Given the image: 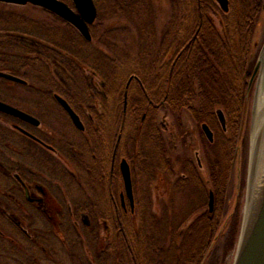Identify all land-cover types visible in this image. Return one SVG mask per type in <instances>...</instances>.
<instances>
[{
	"label": "trees",
	"instance_id": "16d2710c",
	"mask_svg": "<svg viewBox=\"0 0 264 264\" xmlns=\"http://www.w3.org/2000/svg\"><path fill=\"white\" fill-rule=\"evenodd\" d=\"M168 2L172 15L170 22L175 19L177 21V18L180 22L176 25L180 26V29L177 30L180 31L177 33V42L166 46V50L153 52L152 56L159 58V61L150 62L151 66L148 65L149 71L139 65L138 69L133 68L124 72L123 75H118L116 82L119 81L121 85L118 96L119 99L121 96V107L119 109V121L116 124L113 121L111 131H109V133L114 135L113 138L110 139L105 128L101 130L100 134L95 131V128L87 129L85 127L83 133L76 131L78 135H86L84 137L85 142L88 141L91 144L84 151L78 148L76 141L69 140L67 135H62L61 140L64 138L63 142L65 143V145H60V151L64 156V159H62L55 158L45 149H40L34 142L22 135L20 138L17 137L19 139L18 145L19 147L21 145L22 148L16 151L14 156L9 155L8 165L4 163L5 161H3L2 165L0 164V173L2 177L9 179L8 190L15 196L12 197L14 201L16 197L18 198V193L14 194V192L19 190V178L24 177V175L29 176V178L33 177L32 172L34 171L27 168L25 157L33 156L34 154H40L41 156L39 164L35 161V169L37 167L42 170L45 169L46 174L54 175L56 179L59 178L58 172L62 164L66 165L63 163L65 161L76 164L75 170L78 172V177L73 181L78 184V187L86 188V186L90 187L95 182L101 183L103 181L114 184L117 178L116 174L113 173L109 177V165L105 166L103 160H101L102 157L95 151H98L99 145H103L105 150L108 147L107 149L111 153L115 135L121 133L117 148L118 156L130 107H136V113H141V117L146 114L148 119L141 120L142 118L140 117L142 124H144L139 132L140 137L138 138L139 133L136 137L134 135L130 136V143H136L135 140H139V153L147 150L151 155L158 158L159 164L154 169L155 174L162 171L161 164L168 162L167 156L165 158L167 147L161 131L157 128H151L150 130L145 124L152 118L153 114L149 118V113L157 111L158 108L167 107L170 110L176 108L180 110L187 109L192 117L195 118L196 123L205 122L213 131L214 128L219 129L215 110L219 111L223 115L224 121L226 120L228 138L231 142L233 140L232 144L234 146V138L238 134L239 125L243 120L246 87L254 65V59L250 61L253 48L252 40L260 12L264 6V0H228V10L226 12L220 10L214 0H168ZM94 3L97 8V17L90 26L91 37H93L92 34H99L103 29L106 35L101 37V39L99 38L98 43L101 47H106L108 52H110V59L100 52V55L104 58L105 66L103 68L111 67L115 70H121L122 67L119 62L117 65L119 60H117L118 56L114 52L117 46L115 39H112L109 34V20L114 19L124 24L125 28L127 27L130 31L146 34L147 37L154 36L153 41L158 40L152 33L151 21L141 20L144 14L150 16L152 13L151 0H94ZM0 6H8V10L10 9L11 11L19 8L18 6L2 3H0ZM40 11L45 13V16L53 26L44 22H42L43 25L34 21L30 22L29 17L24 12L15 11L8 14L0 12V53H2V55L0 54V72L8 73L24 81L23 84L18 85L26 92L23 94L24 104L27 101V92L29 96L33 97L30 98V102L35 100L40 105L43 102L55 104L54 96H52L51 92H56L72 106L69 94L66 95V93L60 91L59 84L62 85L63 82H66V76H71L72 80L70 79V81L74 83L81 74V67L85 68V66H88L91 72H96L95 68L92 67L95 66L92 65L95 59H88L90 54L79 51V46L70 48L65 46V43L57 39L54 40V26L56 23H60L64 27V30L61 31L67 34V37L77 45H91V42L83 40L71 25L60 18L43 9H40ZM103 11L105 13H101ZM212 17L217 18L218 28L215 26ZM3 18H5L4 25L2 24ZM22 19L26 21L19 23ZM8 51L13 53L12 59L7 58L6 54H8ZM93 52L96 56L97 52L95 50ZM127 55H129V52H127ZM165 58L169 59V63L166 62L167 65L163 61ZM108 72L111 71L108 70ZM151 73H153L158 82L155 88H160L156 92H151L153 88H147L149 84L147 78ZM98 74L100 75V73ZM122 76L126 78L124 84L122 83ZM130 76H135L137 79L128 87V90H125L126 80ZM1 81L2 79L0 78ZM90 89L94 93L99 90L95 89L91 79ZM135 89L138 92L133 93ZM125 91L127 93L126 109L121 111ZM88 95L89 93L86 92L83 96ZM102 99L100 95L99 101ZM84 102L86 100H81L79 104L85 105ZM24 104L22 106L11 105L31 114V112L25 110ZM155 106L158 107L155 108ZM178 115L180 116V114L176 116ZM14 130L17 131L16 129ZM14 137L15 135L11 131L0 132V146L5 147L4 145H8L11 151V139ZM54 137L57 138V134ZM23 138L26 141H23L22 144L21 139ZM44 138L47 145L54 146L52 138H48V136ZM232 144L229 145L232 146ZM128 148L129 145H126L125 151ZM130 148L132 150L131 144ZM228 149L230 151V146ZM90 150V158L94 162V166L85 160V156L90 154L88 153ZM78 152L80 153L77 154ZM131 153L133 154V151ZM146 157L147 161L143 162V166L145 163L148 162L149 164L150 162L147 154ZM122 158H126V156ZM41 159L46 164H42ZM212 168L211 165L210 169ZM220 169L211 170L214 183L220 181L219 178L218 181L215 178V172L224 170V167ZM3 170H5V174ZM11 172L15 173L11 176ZM82 174H85L88 179H85ZM61 175L62 177L70 176L67 173V169H63ZM189 176L182 178L186 184L190 183L191 177L196 175L191 172ZM216 177H218L217 174ZM167 178L172 179L171 177ZM177 179L175 181L171 180L174 182L173 185H176L175 183L181 180V178ZM218 187L217 185L216 188ZM77 190L81 193L82 200L85 203L75 209L76 213L74 216L78 219L79 214L82 212L90 217L89 223L85 224L86 227H90L89 232L85 234L88 240V255H90V259L87 261L88 264H103L106 261L110 262V264L204 263L218 227L219 219H216L213 213L210 214L208 212L201 217H196L183 228L185 221H176L175 218L170 219L168 217L161 221L162 217L157 219L154 215H149L141 202L136 204L140 208V214L136 213L137 218H140V225L135 228L134 219L136 216L134 214L137 207L129 211L119 205L105 207L91 200L90 193H87L84 189ZM85 198L88 201H85ZM13 203L12 201L11 209L16 206ZM145 216L150 221L149 224L146 223ZM1 217L2 214L0 213ZM64 219L66 222L62 221L58 228L50 225L51 229L49 231L57 232L58 235L55 237L57 240L59 238L62 240L65 233L76 227V223H73L70 217H65ZM161 222H163L164 229L157 236V226ZM128 223H131V232L125 231V225ZM0 224L2 223L0 222ZM8 225L10 232L16 236L19 246L15 245L12 240L6 242L0 240V264H40L39 253H32L34 249L41 252L38 248L40 240L36 239V237L33 240L25 239L21 235L19 225L14 219H11ZM237 225L238 223L235 219L231 228L229 247L234 242ZM101 230L104 233L102 236H100ZM162 238H166V244ZM64 240L69 247H74L73 245L77 243V239L67 240L64 238Z\"/></svg>",
	"mask_w": 264,
	"mask_h": 264
},
{
	"label": "rangeland",
	"instance_id": "374dc122",
	"mask_svg": "<svg viewBox=\"0 0 264 264\" xmlns=\"http://www.w3.org/2000/svg\"><path fill=\"white\" fill-rule=\"evenodd\" d=\"M64 1L68 4L71 3L70 0ZM151 1L152 13L150 14V16L148 15L149 18H147L148 16L144 14V16L141 17V20L151 21L150 26L152 27L151 29H153L152 33H154L155 37L158 39L156 41H153L154 36L147 37L146 34H140L139 32L136 33L135 31H130L127 27L125 28L124 24H121V22H118L114 19L108 21V26L110 28L109 34L112 36L110 37L112 39H115V44L117 46L116 51H114L118 56H116L117 60H119L117 61V65L118 62L121 64V70H115L111 67L103 68V66H105L104 58L100 55V52L103 53V55H106L108 59H110V52H108L106 47H101L98 43V39H101V37L106 35V32H104L103 29L102 32H99V34H92L93 37L90 41L91 45H77L73 40L67 37V34L62 32L64 30V27L60 23H56V25L54 26L55 28L53 29V34L55 35V38L52 37L54 38V40L57 39L58 41L65 43L64 45L69 46L70 48L79 46V51L81 50V52L90 54V57L88 59H95L92 63V65L95 66L92 67L95 68L96 72H91L88 66H85V68L80 66L82 69L80 71L81 74L78 76V79L74 83L70 81L71 76H66V82H63L62 85L59 84L60 91L66 93V95L69 94L72 106L79 113L80 118L84 122L87 129L95 128V131L100 134L101 130L105 128L106 131H108L107 134L109 136L111 134L109 133V131H111L113 120L110 118L114 115L113 104L115 103V98L120 94L119 86L115 87V85H117L118 83L116 82L118 75H123L124 72L130 71L133 68L138 69L139 65H142L149 71V66H151L150 62L153 63L154 60L159 61V58L152 56L153 52L166 50V46H170V44L177 42V33L180 32L177 30L180 29V26L176 25H178L180 22L178 21V18L177 21L175 19L173 22H170L172 15L168 0ZM214 1L216 2L218 8L224 12L218 0ZM18 7L19 8H17V10L15 11L24 12L26 16L29 17L30 22L34 21L40 23L41 25H43L42 22H44L53 26V24L45 16V13L40 11L41 8L32 5ZM15 11H11L10 9L8 10V6H0V12H5L4 14ZM101 13L105 12L103 11ZM23 21L26 20L22 19L19 23H22ZM213 21L215 23V26L218 28L219 23L217 18L214 17ZM4 22L5 18H3L2 24ZM140 28L142 29L141 26ZM164 38L166 39L164 40ZM157 41L159 42L157 43ZM263 45L264 10H261L252 40L253 48L250 61L254 59L255 62L259 59ZM84 48L85 50H83ZM93 50L97 52L96 56L94 55L95 53L93 52ZM126 51L129 52V55H127ZM0 54L2 55V53ZM12 55L13 53L10 51H8V54H6L7 58L9 59H12ZM165 59L163 61L165 62V65H167V63H169V59ZM108 70L111 72H108ZM101 71H103L102 76ZM98 73H100V75ZM90 79L95 85V89H99L97 93L96 91L94 93V91L90 89ZM122 79V83L124 84L126 79L125 76H122ZM257 80L258 79H256L253 83L249 95V108L246 112L245 119L242 120L241 124L239 125V132L234 138V146L232 144L233 140L231 142V140L228 138V127L226 124V120L224 121L223 115L219 111L217 112L215 110V115H217L218 118L217 121L219 129L214 128L213 144H210L204 137V135L203 137H201V124L196 123L195 118L192 117L191 113L188 112L187 109L180 110L179 108H176L172 109V111L167 107H161L158 108L157 111L152 112L151 114L149 113L148 117L150 118V116L153 114L152 118L148 121V123L145 124L147 125V127H149L150 130L151 128H157L161 131L167 147L165 158L167 156L168 162H166V164H161L160 167L162 171H159L156 174L154 172V169L159 164L158 158L151 155L147 150L145 152L141 151L139 153V140H135L136 143H130V136L134 135L136 137L144 124H142L140 120L141 113H136V107H130L128 110L126 119L127 122L124 127V137L123 141L121 142V147L116 163L123 156H126V158L128 159L133 182V197L135 207H137L136 204L142 202L141 204L144 205L143 208L149 215H154L157 219H160L162 217L160 219L161 221L163 219H166L167 217L170 219L175 218L176 221H185L183 228L191 223L196 217H201L208 212L210 214L213 213L215 218L219 219L218 227L211 243L208 255L203 264H233L234 262L239 239L240 226L244 214L243 210L246 201V194L248 190V134L252 127V112L256 96V85L258 84ZM148 81L149 84L147 88H153L151 92H156V90L160 89L155 88V85L158 82L153 73H151V75L147 78V82ZM18 85L19 84L17 83L2 79V81L0 82V100L6 101L10 104H17L22 106L24 104L23 94L25 90L20 88ZM105 89L107 99H102L99 101V97L101 93H105ZM86 92H88L89 95L83 96ZM134 92L138 91L135 89L133 93ZM27 94V101L26 104H24L25 110L31 112L32 115L38 118L40 121V125L38 128L29 126L21 123L16 119H9L6 115L0 113V132L4 131L6 133L7 131H11V133L15 135V137L11 139V151L10 148H8V145H4L5 147L0 146L1 165L3 164V161H5L4 163H7L8 165V161L10 159L9 155L14 156L15 152L22 148L21 145L19 147V139L17 138H20L22 134L13 129V124L20 125L34 135L39 134L44 135L45 137L48 136V138H52L54 141L52 144L56 146V148H60V145H65V143L63 142L64 138L61 140V136L67 135L69 140L76 141L79 149H83L84 151H86V149L91 145L90 143H88V141L85 142L84 137H86V135L82 136L76 133L68 119L58 112L56 104L51 102H43L42 105H40L38 104V102L36 103L35 100L30 102V98L33 97L29 96L28 92ZM116 99L119 100L118 104L119 106H121V96L120 99ZM81 100H86V102H84L85 105L79 104ZM119 106H117L118 109H120ZM174 113L176 115L180 114V116H176ZM220 115L222 116V119L221 117H219ZM56 134L58 135L57 138L54 137ZM139 137L140 133L138 135V138ZM21 140L22 144L23 141H26L24 138ZM130 144L132 150L130 148ZM229 144H232V146ZM126 145H129L127 151H125ZM229 146L230 151L228 149ZM107 148L105 150L103 145H99L98 151H95V153H99L100 157H102L101 160H103V164L105 166V160L109 157L110 153V150H108ZM132 151L133 154L131 153ZM90 152L91 150L88 153ZM146 154L150 158V162L149 164L148 162L145 163L143 166V162L147 161ZM90 156L91 153L86 154L85 160L94 166V162L92 161ZM40 158V154H34L33 156L29 155V157H25V164L28 166L27 168L32 169L34 172L43 171L45 173L44 168V170H42L41 168L39 170V167L35 169V161H37L39 164ZM197 159L200 162L199 166ZM41 162L42 164H46V162L42 159ZM63 163H65L66 165L62 164V167L58 172L59 178L57 179V181H54L55 184L47 185L48 187L53 185L51 189L54 190L53 194L57 195L59 199L58 202L64 205L62 201L68 199V195H71L69 199L82 200L81 193H79L77 189H84L87 193H90L91 200L100 205L102 198L105 197V192L107 190L106 181L105 183L104 181L101 183L95 182L91 184L90 187L86 186V188L78 187V184L74 182L76 177H78V172L74 170L73 167L67 162L63 161ZM211 165L213 167L212 169L215 171L220 168L223 169L224 167V170L222 171H214L218 176L216 177L215 174L216 180L218 181V178L220 179V181L215 183L214 181H212V169H210ZM62 168L69 169V171L74 173L75 176L62 177ZM191 172H194L196 176H192L191 182L186 184L182 180V178L189 176ZM14 173L15 172H11V176ZM82 176L85 179H88L85 174H82ZM167 177H171L172 181H175L177 178H181V180L177 181L175 183L176 185H173L174 182H172ZM43 185L46 186V184ZM217 185L221 188H216ZM8 187L9 179L2 177L0 173L1 207H5L2 203V200L4 193L8 192ZM2 191L4 192L2 193ZM209 191H212L213 193V205L211 211L208 207ZM17 196L18 198L16 197V199H20L21 201L23 200V193H18ZM85 199V201H88L87 198ZM11 201L14 202V199L12 197ZM16 208L17 207L15 206L14 209L11 210L14 211ZM126 209L128 211L131 210L128 206ZM17 213L19 212H16V214L12 216L17 217ZM64 213H67L66 208H64ZM136 213L140 214L139 207L136 208L134 214L135 216ZM67 215L70 214L67 213ZM30 219L31 225L35 226L38 229H43V226H50L49 224H44L41 218L35 216L34 214ZM139 219L140 218H137V216L134 219L135 228H138V226L140 225ZM235 219L238 223L237 233L235 235L232 246L229 247L231 228ZM145 221L148 224L150 223V221L147 220L146 216ZM73 223H76V227L73 230L65 233L64 238L67 240L77 239V243L73 245L74 247H69L64 238H62V240L61 238H59L58 240L57 238L48 239L49 248L45 253L38 252L37 249H34L32 251V253H39L38 257L40 264H88L87 261L90 259V255H88V240L85 237V234L89 232L90 227H86L85 223H83V216H80L78 219H74ZM100 224L102 225L101 222ZM163 226V222L159 223V225L157 226V236L158 233H160V231L164 229ZM0 230L4 231L5 228L2 227L0 228ZM125 231H132L131 223L125 225ZM102 235H104V233L101 230L100 236ZM10 237V240H12L15 245L17 244L19 246L16 236L11 232ZM162 239H164L166 244V238ZM103 264H110V262L106 261Z\"/></svg>",
	"mask_w": 264,
	"mask_h": 264
},
{
	"label": "flooded vegetation",
	"instance_id": "af4514ba",
	"mask_svg": "<svg viewBox=\"0 0 264 264\" xmlns=\"http://www.w3.org/2000/svg\"><path fill=\"white\" fill-rule=\"evenodd\" d=\"M136 79L137 78H135V76H130L126 80V83L124 86L125 89L128 90V87L132 83H134V81ZM118 85H119V89H120L121 85H120L119 81H118L117 85H115V87ZM51 94H52V96L59 95L56 92H51ZM101 96L104 100L107 99L106 98V89H105V93H103V94L101 93ZM116 98H118V97H116ZM116 98H115V103L113 104V107L115 110L114 115H113V117L110 118V119H113L112 123L114 121V124H116L117 121H119L118 120L119 109L117 108V106H119V104H118L119 100H117ZM126 101H127V95H126ZM55 104H56V108H57L58 112L61 115H64L68 119V121L72 124L67 113L62 109V107L56 101H55ZM119 107H121V106H119ZM157 107L158 106H155V108H157ZM72 109L77 113V115L80 118V115L76 111V109L74 107H72ZM121 111H124L123 107L121 108ZM215 116L217 118V115H215ZM7 117L10 119L9 116H7ZM145 118H146V114L144 115L143 120H145ZM80 120H81V118H80ZM20 122L23 124L31 126L30 124H28L26 122H23V121H20ZM82 123L84 124L83 121H82ZM200 124L201 125L206 124L210 128V130L213 134V140H212V142H209V143L213 144L214 143V131L212 130V128L207 123L201 122ZM13 126L14 127H16V126L21 127L20 125H16V124H13ZM23 129H25V128H23ZM200 133H201V137H203L202 130L200 131ZM23 136L26 139H29L32 142H34L37 145V147H39L40 149H45L47 152L52 154L55 158L57 157V158L64 159V156L61 153L59 147L56 148L54 146H50L51 149L48 148L49 145H47L45 143V141H44L45 136L44 135L38 134V136H35L38 140L31 139L26 135H23ZM113 136H114L113 134L109 135L110 139H112ZM114 139H115V141L112 145L111 153H110L109 157L105 160V163H106V166H107V164H109V172H110L109 177H111V175L113 173H115L117 178H116L114 184L107 182V184H106L107 190L105 192V197L102 198V201L100 204L102 206H105V207H111V206L119 205L123 209H126L127 204H126V200H124V196H123L122 180H121V176L119 173L118 165L116 163L117 158H118L117 148H118V144H119L120 139H121V133L115 135ZM79 153L80 152H78L77 154H79ZM73 156H75V155H73ZM197 161H198V166H199L200 162L198 159H197ZM68 164H70L74 170L76 169V166H75L76 164H72V163H68ZM190 164H191V161H190ZM3 172L5 174V170H3ZM32 173H33L32 178H29V176H25V175H24V177L19 178V185H20L19 190H18L19 192L18 191L14 192V194L23 193V200L21 201L20 199H16L14 201L15 202L14 205L17 206V208L14 210L15 212L11 210V202H12L11 197H13L14 195H12V193L9 192L8 189H7L8 192H5L3 195L2 203L4 204L5 207H1V203H0V213L2 214V217L0 218L1 223H2V224H0V228L3 227V228H5V230L4 231L0 230V237H1L0 240H3V242L10 241V229H9L8 223L10 222L11 219H14L16 221V223H18V225H19V230H20L21 235L23 237H25V239L28 238L30 240H33V239H35V237H36V239H39L40 242H39L38 248L42 253H45L49 248L48 247L49 246L48 239H53L58 234H57V232L49 231L51 229L50 226H47V227L43 226V229H38L35 226H32L30 218L33 217V214L35 216H38L39 218H41V220L44 224L53 225V226H56L55 228H58L59 224L62 221L66 222L64 219L65 217H70L71 220L74 221V219H76L74 216L76 213L75 209L84 205L85 202L83 200L69 199V197L71 195H68V199H65L64 201H62V203H64V205L60 204L58 202L59 199H58L57 195H54L53 194L54 190L51 189L53 187V185L50 187L47 186V185L55 184L54 181H56L57 179L54 177V175L46 174L43 171L42 172L36 171V172H32ZM67 173L70 176H75L74 173L69 171V169H67ZM43 174H46V175H43ZM42 183L46 184V186L43 185ZM3 192L4 191H2V193ZM62 206H64V207H62ZM64 208L67 209V213L70 215H65L67 213H64ZM16 212H19V213H17V217L12 216V215L16 214ZM80 216H83V223H85V224L89 223L90 217L87 214H84L81 212L79 214V217Z\"/></svg>",
	"mask_w": 264,
	"mask_h": 264
},
{
	"label": "water",
	"instance_id": "95a60500",
	"mask_svg": "<svg viewBox=\"0 0 264 264\" xmlns=\"http://www.w3.org/2000/svg\"><path fill=\"white\" fill-rule=\"evenodd\" d=\"M218 2L221 8L224 11H227L228 9L227 0H218ZM0 3L12 4L18 6L32 5V6L40 7L54 14L55 16L59 17L60 19L64 20L68 24H70L78 31L81 37L86 41L91 40L89 26L94 22L97 15L96 7L94 5L93 0H71L72 6H69L67 3L61 0H0ZM263 50H264V45L261 54L259 56V59L255 63V66L253 68L247 86L244 108H243V116H242L243 120L245 119V115L247 112L249 95L253 83L256 79H258L257 83L259 84L261 76L264 75L263 66L261 65V57ZM0 78L15 83H23V81L20 78L5 72H0ZM258 84L256 85V87H258ZM55 99L57 103L62 107V109L67 113L74 127L79 131H82L84 127L78 115L72 110V108L68 105V103L59 96H55ZM255 100H256V96H255ZM254 108H255V101L252 112L253 116H254ZM0 113L18 119L20 121L26 122L34 127H37L39 125L38 119H36L34 116L2 101H0ZM252 125H253V121H252ZM19 130L22 133L32 137L26 131L20 128ZM202 130L206 138L209 141H212V132L210 131V129L206 125H203ZM119 170L123 181L125 196L128 199L130 205L132 206L133 195H132V181H131L130 167L125 159H122L120 161ZM246 204H247V197L245 201L244 211L246 208ZM212 205H213V193L212 191H210L209 204H208L210 211L212 210ZM253 209L254 210H252V213H254V215L252 217V220L249 221L246 227L247 228L246 236L248 237L246 240L247 243L243 248V250H241L240 252L239 248L242 239L241 232L244 223L243 222L244 214H243V218L240 226L239 239H238V244H237V249L233 264H264V195L258 210L256 211V208L254 207Z\"/></svg>",
	"mask_w": 264,
	"mask_h": 264
},
{
	"label": "bare ground",
	"instance_id": "6f19581e",
	"mask_svg": "<svg viewBox=\"0 0 264 264\" xmlns=\"http://www.w3.org/2000/svg\"><path fill=\"white\" fill-rule=\"evenodd\" d=\"M64 1V0H62ZM65 2V1H64ZM264 71V50L261 57ZM264 76V75H263ZM261 76L255 100L253 125L248 134V190L247 204L244 212L243 228L241 232L240 252L247 243V225L252 220L253 207L258 210L264 195V77ZM109 165V164H107ZM257 203V204H256ZM255 205V206H254ZM240 233V231H239Z\"/></svg>",
	"mask_w": 264,
	"mask_h": 264
}]
</instances>
